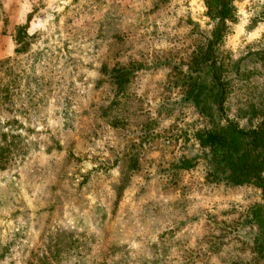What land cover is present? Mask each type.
Segmentation results:
<instances>
[{"label": "rangeland", "instance_id": "obj_1", "mask_svg": "<svg viewBox=\"0 0 264 264\" xmlns=\"http://www.w3.org/2000/svg\"><path fill=\"white\" fill-rule=\"evenodd\" d=\"M229 2L0 0V264H264V172L194 135L213 60L264 129V0Z\"/></svg>", "mask_w": 264, "mask_h": 264}, {"label": "trees", "instance_id": "obj_2", "mask_svg": "<svg viewBox=\"0 0 264 264\" xmlns=\"http://www.w3.org/2000/svg\"><path fill=\"white\" fill-rule=\"evenodd\" d=\"M206 5L212 16L227 18L232 13L229 0H206ZM216 35L219 40L220 33ZM210 67V84L196 98V107L208 122L205 128L195 132V138L201 146L215 151V159L221 166L215 174L222 175L227 182L244 183L254 178L263 181L264 129H245L235 121H222L228 85L216 60Z\"/></svg>", "mask_w": 264, "mask_h": 264}]
</instances>
